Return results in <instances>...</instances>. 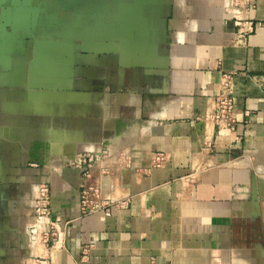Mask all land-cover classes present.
<instances>
[{"label":"crops","instance_id":"obj_1","mask_svg":"<svg viewBox=\"0 0 264 264\" xmlns=\"http://www.w3.org/2000/svg\"><path fill=\"white\" fill-rule=\"evenodd\" d=\"M42 2L0 0V264H264V0L238 26L230 0H130L67 35ZM85 188L123 205L82 216Z\"/></svg>","mask_w":264,"mask_h":264},{"label":"built area","instance_id":"obj_2","mask_svg":"<svg viewBox=\"0 0 264 264\" xmlns=\"http://www.w3.org/2000/svg\"><path fill=\"white\" fill-rule=\"evenodd\" d=\"M232 11L231 14L234 16L235 24L238 26L240 24L239 15L241 9L245 6H251L253 0H230ZM217 118L223 120L224 122L233 123V104L231 101V97L226 96L221 98L218 101V114ZM115 161V159H114ZM106 162H112V157L108 154L107 150H102L97 155L92 154H83L77 155L75 160L72 162V165L82 172L83 181L88 180L91 177V170L100 164H104ZM163 158L161 155H156L153 157L152 164L155 168H159L163 164ZM123 204H118L113 200H106L99 197V194L96 190L91 188H85L81 191L80 194V213L82 216H89L99 211L109 212V210L113 207H121ZM35 214L38 220H41L38 224L39 226L49 225L48 215H49V195L48 188L45 185H40L36 191V205H35ZM37 225V227H38ZM34 227H32L31 234H35ZM54 234H50L49 232L42 233V241L45 243L46 241H50ZM88 252L87 250H82V256L80 260V264H89L88 263ZM35 264H53L50 260L46 258H38L35 261ZM149 264H157L155 261L149 262Z\"/></svg>","mask_w":264,"mask_h":264},{"label":"rangeland","instance_id":"obj_3","mask_svg":"<svg viewBox=\"0 0 264 264\" xmlns=\"http://www.w3.org/2000/svg\"><path fill=\"white\" fill-rule=\"evenodd\" d=\"M130 0H43V26L54 33L70 34L82 22H93Z\"/></svg>","mask_w":264,"mask_h":264},{"label":"water","instance_id":"obj_4","mask_svg":"<svg viewBox=\"0 0 264 264\" xmlns=\"http://www.w3.org/2000/svg\"><path fill=\"white\" fill-rule=\"evenodd\" d=\"M86 22V21H85ZM12 73H11V71L10 72H5V73H3V74H0V78L2 79V78H4V79H6V78H11L12 77ZM18 86V84L16 83V87Z\"/></svg>","mask_w":264,"mask_h":264},{"label":"flooded vegetation","instance_id":"obj_5","mask_svg":"<svg viewBox=\"0 0 264 264\" xmlns=\"http://www.w3.org/2000/svg\"><path fill=\"white\" fill-rule=\"evenodd\" d=\"M0 204H1V202H0ZM0 220H1V217H0Z\"/></svg>","mask_w":264,"mask_h":264}]
</instances>
